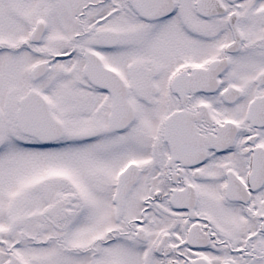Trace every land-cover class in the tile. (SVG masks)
I'll return each instance as SVG.
<instances>
[{"label":"snow or ice","instance_id":"1","mask_svg":"<svg viewBox=\"0 0 264 264\" xmlns=\"http://www.w3.org/2000/svg\"><path fill=\"white\" fill-rule=\"evenodd\" d=\"M0 264H264V0H0Z\"/></svg>","mask_w":264,"mask_h":264}]
</instances>
